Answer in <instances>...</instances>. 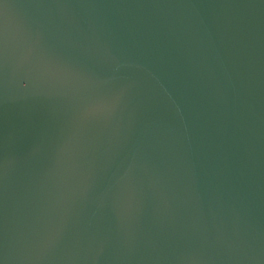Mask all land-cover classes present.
<instances>
[{
  "label": "water",
  "instance_id": "obj_1",
  "mask_svg": "<svg viewBox=\"0 0 264 264\" xmlns=\"http://www.w3.org/2000/svg\"><path fill=\"white\" fill-rule=\"evenodd\" d=\"M0 264H264V0H0Z\"/></svg>",
  "mask_w": 264,
  "mask_h": 264
}]
</instances>
